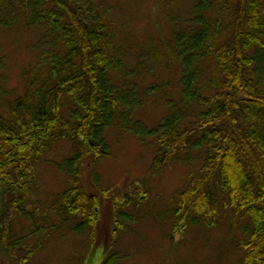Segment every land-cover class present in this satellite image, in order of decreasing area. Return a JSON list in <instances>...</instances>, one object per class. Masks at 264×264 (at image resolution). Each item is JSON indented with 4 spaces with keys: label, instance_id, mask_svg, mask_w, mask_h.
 Segmentation results:
<instances>
[{
    "label": "trees",
    "instance_id": "1",
    "mask_svg": "<svg viewBox=\"0 0 264 264\" xmlns=\"http://www.w3.org/2000/svg\"><path fill=\"white\" fill-rule=\"evenodd\" d=\"M159 2L149 21L157 36L134 41L136 21L114 0H0V29L35 39L15 86L0 51L5 241L15 222L46 238L69 226L94 261L121 264L134 225L156 224L151 210L165 201L141 183L106 186L98 172L90 191L82 171L89 156L94 165L112 157L111 133L135 135L155 173L188 168L168 201L170 241L193 227L229 229L235 264H264V0ZM147 106L162 110L156 123L139 117ZM47 163L63 183L44 206L37 192Z\"/></svg>",
    "mask_w": 264,
    "mask_h": 264
},
{
    "label": "rangeland",
    "instance_id": "2",
    "mask_svg": "<svg viewBox=\"0 0 264 264\" xmlns=\"http://www.w3.org/2000/svg\"><path fill=\"white\" fill-rule=\"evenodd\" d=\"M114 1L127 11L125 16L128 15L131 20L136 21L133 30L129 29L130 40L140 41L142 35L157 36L152 33L153 26H150L149 21L155 5H163L159 2L160 0ZM139 20L142 22L139 23ZM32 42L35 43V39L26 31L0 29V51L6 57L5 64L9 66L13 86L21 80L23 71L31 63V52L27 48ZM162 115L161 109H157L156 106H147L140 112L139 117L150 123H156ZM135 137V135L121 137L111 133L112 157L94 165L89 156L82 171L83 183L90 191H98L99 185L95 178L98 172L102 180L100 182L106 186L125 187L126 184L141 183L155 195L156 201L158 197H162L165 201L151 210L152 218L159 219L156 224L134 225L125 246H122L124 243L122 238L120 246L124 249L125 258L122 259L121 264H235L238 256L232 252L236 248V243L231 235H227L231 233L227 231L229 229H218L214 234L212 231L215 230L203 231L202 226L193 227L179 241L178 239L170 241L171 236L168 233L172 228V221L169 217L172 213L169 211L168 201L171 193L184 185L188 168L183 164L170 163L155 173L150 152L145 151ZM59 148L67 150L69 147L66 144H60ZM51 155L54 158L61 156L60 153ZM39 175L42 186L37 192L39 199L37 197L36 199L47 206L48 196L61 187L63 174L54 165L47 163L40 166ZM2 200L4 197L0 191V206L3 204ZM108 214L109 207H103L102 218L107 217ZM21 218L20 220H23ZM39 221L41 220L38 219ZM12 226L14 232L8 241L2 238L7 225L5 230L0 232V264H79L78 258L80 259L82 255L92 259L90 264H100L94 261L92 250L86 251L85 245H88L86 238L75 236L69 226L62 227L61 234L47 238L35 233L31 235L21 221L13 223ZM26 250L33 252L29 260H24L27 257Z\"/></svg>",
    "mask_w": 264,
    "mask_h": 264
}]
</instances>
